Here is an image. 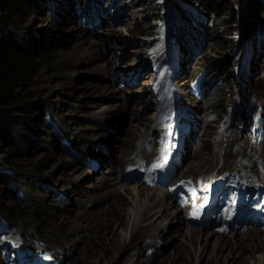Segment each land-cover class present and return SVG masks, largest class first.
<instances>
[{
	"label": "rangeland",
	"instance_id": "obj_1",
	"mask_svg": "<svg viewBox=\"0 0 264 264\" xmlns=\"http://www.w3.org/2000/svg\"><path fill=\"white\" fill-rule=\"evenodd\" d=\"M52 1L54 11L64 12L62 19L24 6L14 16L32 48L26 52L28 74L16 82L27 108L18 125L28 141L19 150L0 145V170L9 174L0 184V264H39V258H48L43 252L51 254V264H252L255 253L249 245L239 254L233 241L217 247L216 236L208 244L176 236L171 210L164 218L168 227L161 230L163 238L155 245L148 227L144 243L137 246L136 237L122 248L127 241L122 237L127 195L115 196L111 184L92 190L104 172L115 168L128 178L136 168L138 182L170 186L169 194L177 197L175 205L191 227L210 226L220 216L229 224L234 213L235 225L241 227L244 199L256 203L244 219L255 220L262 207L258 198L264 201L254 160L257 149L264 154V35H247L256 20L249 0H221L219 14L195 0L183 1L192 14L190 30L180 23L172 29L163 0H132L124 8V1L80 0L83 18L73 6L77 0ZM97 5L105 15L99 20L90 11ZM173 30L182 38L189 36L190 44L177 43ZM144 60L147 72L141 74L138 66ZM47 105L52 125L45 127L42 106ZM154 109L161 113L158 117L152 116ZM179 109H189L197 124ZM181 131L184 149L190 145L195 156H187L170 180V162L179 147L174 138ZM141 133L154 137L153 142H144L141 152L147 147L149 156L132 168L125 156ZM155 152L157 161H151ZM192 161L205 166L200 173L185 175ZM157 163L162 166L154 170ZM87 170L91 172L83 181L80 172ZM95 170L100 174H93ZM142 172L157 182H144ZM182 173L185 178L177 180ZM71 178L72 185L65 187ZM101 191L112 201L108 210L104 202H87L89 193ZM6 208H12L8 217ZM79 212H88L83 229L67 236ZM217 223L212 228H220ZM231 229L226 226L225 232ZM67 238L72 240L69 246Z\"/></svg>",
	"mask_w": 264,
	"mask_h": 264
},
{
	"label": "bare ground",
	"instance_id": "obj_2",
	"mask_svg": "<svg viewBox=\"0 0 264 264\" xmlns=\"http://www.w3.org/2000/svg\"><path fill=\"white\" fill-rule=\"evenodd\" d=\"M114 3H116V2H114ZM40 4H41V2L39 3V5ZM77 5H78V3L77 4L73 3V6H75L76 10L78 9V8H76ZM88 5L90 6V4H88ZM62 6L63 5H61L60 8ZM91 9L92 8H90V11H91ZM88 13H89V11H88ZM96 13H97V15L101 16L102 18H104V16H105L104 11H102V9H100V7L96 8ZM129 31L134 32L133 28L132 29L130 28ZM139 41L144 42L143 39H139ZM140 42H139V44H141ZM136 49H138V51H139V48H136ZM141 57L143 58L142 54H141ZM147 64H148L147 60H144V62L138 66L141 68V70H140L141 74H144V73L146 74ZM247 83H248V81H247ZM110 110H112V108H107L105 111L109 112ZM179 110L182 111L183 114H185L186 118L190 114L189 109H179ZM100 112H101V110H100ZM160 114L161 113H158L157 109H154V111H152L153 117L154 116L158 117ZM189 116H190L192 122H194L193 124H197L199 119L196 116H191V114ZM93 119H96V117H94ZM148 124L149 123H146L147 126H148ZM182 126L183 125H181V127ZM197 131L199 132V130H197ZM153 138L154 137H148V136H146V134L141 133L138 135V137L135 139V141L132 142L131 150L125 156L126 157L125 158L126 163L132 164V165H130V167L133 168V165H137L138 161L147 160V158L149 156V155L147 156L148 148L145 147V151L144 152H141V151H143L144 142H146L147 139H149L151 142H153ZM174 139L176 142L179 143V147L176 150H174V152H173L172 162H171V169L173 170V172L176 173V170H178L180 168L181 164H183V162L187 158V156H191V157L195 156V151L191 152V146L190 145H187L186 148L184 149L186 142L184 144L183 140H185V135L183 134L182 131L179 134H177ZM259 147H260V145H258V148ZM259 149H257L258 153L256 154V157L254 160H255V162L258 161L257 162L258 163L257 172L261 175L262 182L264 184V154H263V152H260ZM255 152H256V150H255ZM155 153H157V152H155ZM158 156H159L158 153L152 154L150 156L151 161H153L154 159L156 160V158ZM204 166H205V163L202 166H199V165H197L196 162L192 161L188 165L187 170H185V171L183 170V171H184L185 175L186 174L190 175L193 172L200 173L202 167H204ZM209 171L210 170L208 168V172ZM90 172H91L90 170H87L85 173H84V171L80 172V175H81V178L83 181L86 178V177L84 178V174H90ZM93 174H100V173L98 170H95V172ZM101 177L103 178L101 180L102 182L100 184H93L92 190L96 189V188H102V187H104V185H107V184H111L112 185L111 189L114 192V194H116L115 196H118V194H120V193L127 195L128 207L124 211V219H125V224L127 225L126 226L127 229L125 228V231L122 233V237L124 239H126L127 241H125L123 244H121L120 247L124 248L127 245L128 241H130L132 238H136V237L139 238L138 239L139 243H136L137 246L139 244L141 245L142 242L144 243L147 236L149 235L148 231H147L148 227L152 231L150 233V236H149L151 239L150 241H153L152 245H155L154 243H157V241H158L157 238H163L161 230L168 227L167 224H164L165 223L164 218L167 216L168 210H171L170 213H172L173 219H175V221L177 222V224L175 225L176 229H177V235L176 236H181L182 238H186V239H193V238L199 239V238H201L204 240V242L206 244H208L212 240V237L216 236L217 242L215 245L217 247L224 248L226 246H230L229 243L233 241V245L238 248L239 254L241 253L244 245H249L252 248V253H255L254 256H252V257H254L252 264H264V258H263L264 228H263V226L261 227V224H264V220H259L257 222H252V223L251 222L245 223L244 224L245 226L243 227L244 229H242L243 230L242 232H238V230H234L233 228L231 230H229L228 232H225L226 231V223L224 224L222 217H220V218L218 217L217 219L212 220V224H214V220L216 222H218L217 224H221V227L218 229H214V227L212 228V225H210V226L202 225V226H200L201 228L199 227L196 229V227H191L187 224V220L184 218L182 210L180 209L179 206L175 205L176 203L174 202V200L177 198L175 197V199H173V197L168 192L169 191L168 187L167 188H163L161 186L160 187L157 186L156 188L150 187L146 183L143 184V183L138 182V179L131 178V177L126 178V176H124V175L120 177V175H118L116 173L115 168H112L109 171L104 172L101 175ZM172 178H173V176H172ZM180 178H185L183 173L180 174V176L177 178V180H179ZM140 179L141 178H139V180ZM143 179L145 182L146 181L145 175H144ZM143 179H141V180L143 181ZM58 180L61 181L62 176H60L58 178ZM73 180H74L73 178L69 179L65 183L66 184L65 187H70L72 185ZM95 182H98V181H95ZM224 185H226V184H224ZM110 194H111V192L109 191V195ZM87 196L89 198L87 201L88 203L90 201H93V204L104 202L105 205H107V210L112 206V201L110 200V198L108 196V192L104 194L101 191L99 193L91 194V195L89 193V195H87ZM86 200H87V198H86ZM261 202L264 203L263 200H261ZM178 205H182V203L180 202V203H178ZM196 209H195V211L199 210V209L198 210H196ZM200 210H199V212H200ZM255 210H256V208H255ZM260 212H261V214H264V207L261 209ZM87 214H88V212H79L78 213V215H77L78 220L82 221V223H78L79 221L77 220L74 223V225H72V227L69 228V230H67V232H66L67 236H69L73 230H82L83 229V222H84L85 216ZM197 217H199V216H197ZM156 219L161 220V222L160 223L155 222ZM65 221L66 220H64V219L62 220V222H65ZM141 232H144V233H141ZM66 240L68 241V243L66 241V244H68V246L72 244V242H71L72 240L69 241V238H67ZM63 244H64V242H63ZM237 256L238 255H236V254L233 255L234 258H236Z\"/></svg>",
	"mask_w": 264,
	"mask_h": 264
},
{
	"label": "trees",
	"instance_id": "obj_3",
	"mask_svg": "<svg viewBox=\"0 0 264 264\" xmlns=\"http://www.w3.org/2000/svg\"><path fill=\"white\" fill-rule=\"evenodd\" d=\"M113 1H124L122 5L124 7L125 5L130 6L132 0ZM183 1L189 0H163L162 2L165 11L164 14L166 18L171 21L172 29L177 23H180V27H186L187 30H190L192 14L191 11L182 4ZM195 1L212 13L219 14L217 8L221 0ZM40 2L41 4L39 5ZM79 2L80 0H77L78 5L76 8L78 9L76 13L77 17L83 18L82 12L84 8L79 9L82 6L81 2ZM52 3V0H0V145L10 146L11 150H19L21 147L20 144L28 141L27 138H24L22 127L18 125L17 119L22 118L24 114H26L27 108L26 104H24V96L19 92L16 82L22 81L28 74L30 60H28L27 57H30V55L26 54V52L29 51L27 49L32 50L26 43L27 39L25 34L20 31V21H15L14 16L18 15L22 10L21 6H24L34 10L44 9L45 13L52 17L53 20L62 19V16L65 15L62 14L64 12L60 15L59 12L62 10L59 9L58 12L54 11L53 13ZM95 7L99 8L100 6L97 5ZM249 7V10L256 20L252 25L247 27V35L249 37H254L256 35L260 36L261 34L264 35V19L261 17V15L264 14V1L249 0ZM97 19L99 20V15H97ZM173 31L171 35L176 39L177 43H185V45L190 44L189 36L182 38L180 33L177 34L175 30ZM243 31L240 32L241 38L243 36L242 39L245 38V35L242 34ZM188 49H190V47ZM42 108H44V114L47 116L45 120L42 119V121H45V127L47 125H52L51 120L48 118V114L52 111L51 107L48 108L47 105L42 106ZM53 144L55 146L58 145L56 140ZM5 175L9 176L8 173L0 170V184L4 183ZM4 212L8 217L12 214V208H6Z\"/></svg>",
	"mask_w": 264,
	"mask_h": 264
},
{
	"label": "snow or ice",
	"instance_id": "obj_4",
	"mask_svg": "<svg viewBox=\"0 0 264 264\" xmlns=\"http://www.w3.org/2000/svg\"><path fill=\"white\" fill-rule=\"evenodd\" d=\"M156 166L159 167V166H162V165H159V164H158V165H156Z\"/></svg>",
	"mask_w": 264,
	"mask_h": 264
}]
</instances>
